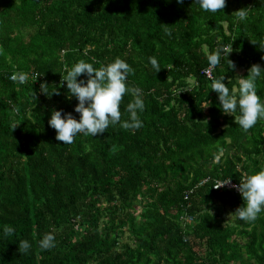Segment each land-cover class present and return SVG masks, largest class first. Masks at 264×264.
I'll return each instance as SVG.
<instances>
[{
  "label": "trees",
  "instance_id": "16d2710c",
  "mask_svg": "<svg viewBox=\"0 0 264 264\" xmlns=\"http://www.w3.org/2000/svg\"><path fill=\"white\" fill-rule=\"evenodd\" d=\"M252 41L264 43L262 0H226L216 13L195 0H0V264H264V212L229 219L240 193L213 189L264 168V120L245 132L204 73L207 53L231 45L235 67L225 59L211 75L234 89L253 64L264 68ZM117 57L143 90V127L57 141L51 112L79 119L61 86L67 69ZM257 89L264 99V80ZM47 233L55 247L44 250Z\"/></svg>",
  "mask_w": 264,
  "mask_h": 264
},
{
  "label": "clouds",
  "instance_id": "9594fccd",
  "mask_svg": "<svg viewBox=\"0 0 264 264\" xmlns=\"http://www.w3.org/2000/svg\"><path fill=\"white\" fill-rule=\"evenodd\" d=\"M177 2L182 3L183 0H177ZM195 3L204 12L216 13L223 11L226 0H195ZM247 17L248 11L245 8L235 11V18L238 22L245 21ZM252 42L258 43L259 47L264 49V43ZM231 52V45L225 47L223 44H218L206 55L209 68L215 70L225 59L228 61L225 67L234 68V63L228 59ZM148 63L155 73L161 68L156 57H148ZM131 72V66L126 60L119 57L100 67H95L94 63L81 59L75 62L70 69H67L61 86H66L69 99L75 97L78 101L74 106V111L79 113V119L71 113L62 115L61 110H53L48 124L56 130V140L72 144L78 134L96 137L104 134L109 126L117 124L124 129L138 130L142 128L143 121L140 118V113L145 110L144 94L143 90L138 87H129L128 77ZM82 74L86 79L78 80L77 78ZM13 79H17V77H13ZM25 79L26 77L20 76L18 82L23 83ZM258 80H264V68L259 64H253L248 69L246 76H237L236 87L231 90L223 82L224 75L212 78L210 89L217 93L222 112L235 117V123L245 132L253 128L258 121L264 120V99L258 95ZM184 90L186 89H181L179 92ZM53 91L59 94L58 89ZM128 93H131L134 99L127 104L128 118L122 121L120 105ZM208 104L209 101L203 107H207ZM15 127L16 125H13V128ZM229 183L230 179H226L215 183L214 187L223 188ZM232 187L240 193L243 204L231 214L237 220L254 222L259 214L264 212V168L245 174L239 184L232 185ZM4 231L5 234H12L14 229L8 227ZM39 246L44 250L55 247L54 234H45L39 241ZM30 248L31 243L27 239L18 243L20 253L26 254Z\"/></svg>",
  "mask_w": 264,
  "mask_h": 264
},
{
  "label": "built area",
  "instance_id": "2783aa9c",
  "mask_svg": "<svg viewBox=\"0 0 264 264\" xmlns=\"http://www.w3.org/2000/svg\"><path fill=\"white\" fill-rule=\"evenodd\" d=\"M204 73H205V75H206L207 78L212 79L211 69H207V72H206V70H205ZM20 76H23V75H22L21 73H16V74H13V75L10 77V79H11L12 81H16V82H18V79H19ZM13 77H17V79H13ZM25 82H26V80H25L22 84H24ZM204 183H205V180H204L203 182H201L200 185H202V184H204ZM232 185H235V183H233L232 181H230V183L227 184V185H226L225 187H223V188H225L226 190H233L235 193H238V194H239V192H238L235 188H233ZM213 189H214V190H217L216 187H213ZM219 189H221V188H219ZM183 220H184V223H185V224H190V223L193 221V218H192L191 216L185 214V217L183 218Z\"/></svg>",
  "mask_w": 264,
  "mask_h": 264
},
{
  "label": "rangeland",
  "instance_id": "374dc122",
  "mask_svg": "<svg viewBox=\"0 0 264 264\" xmlns=\"http://www.w3.org/2000/svg\"><path fill=\"white\" fill-rule=\"evenodd\" d=\"M228 216H229V219H233L234 218V216L232 214H229Z\"/></svg>",
  "mask_w": 264,
  "mask_h": 264
}]
</instances>
